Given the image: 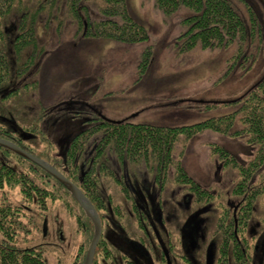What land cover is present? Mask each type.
Here are the masks:
<instances>
[{"label": "rangeland", "instance_id": "obj_1", "mask_svg": "<svg viewBox=\"0 0 264 264\" xmlns=\"http://www.w3.org/2000/svg\"><path fill=\"white\" fill-rule=\"evenodd\" d=\"M127 2L130 13L139 23H143L147 27L151 37L149 41L128 45L117 43L111 39L85 37L82 33L76 35V26L69 23H66L58 33L57 25L60 22L55 18V11L49 20L39 16L40 19L36 25L37 35L39 41L45 44L46 51L34 67L38 71L39 87L35 93L30 94L32 102L25 107L23 115L34 116L35 106H38V103L50 109L41 124V129L53 143L48 147L46 154L49 153L53 157L58 168L63 169L62 167L66 166L68 168L66 155L70 147L69 144L75 136L74 134L84 126L81 123L83 114L75 118L78 116L76 111L80 109L91 108L110 119L133 115L135 119L142 122L147 121L155 124L157 122L166 125L188 124L218 116L226 110L221 108L219 111L198 113L180 108L175 105V101L171 100L176 97H189L204 101H228L239 96L238 94L264 76V4L262 0H233L235 8L246 20H249L247 5L254 9L261 24L263 42L259 52L256 51L257 47L255 48V46L250 49L251 52L257 54L256 63L251 70L245 71L235 65L226 78L222 73L228 67L233 47L218 50L196 47L183 54H176L170 47V44L180 34L181 19L189 13V10L183 8L166 16L155 8L153 0H127ZM64 14V10H62L57 17L63 18ZM90 15L93 19L101 16L95 6L91 7ZM64 16L67 18L66 15ZM16 26L17 18L12 17L6 27L9 40L8 51L13 69L15 61L11 48L12 39L17 30ZM81 31L79 30L78 33ZM150 44H154V58L150 69L141 81L135 83L138 77L140 54ZM12 83L14 85L18 83L15 74ZM31 112L33 115L30 114ZM210 142L225 146L234 152L241 161L251 156L254 149L244 141L228 138L212 130L204 131L190 138L184 150V163L188 173H191L201 185L214 186L213 183H216L229 196L237 171L229 167L224 169L223 162L211 155L208 148ZM43 147L46 149V145L43 144ZM13 157V154H9V158L12 159L11 164L15 166L19 162ZM82 160L84 159L82 158ZM110 164L113 167L114 177L121 179L130 189L132 196L136 198V207L147 211L149 216H152L151 224L155 225L154 229L159 233L157 235L161 240L160 246L162 245L161 249L164 250L162 254H165V263L163 264H168L166 262L167 255L171 258L176 255V251L168 248L170 239L167 238L166 225L160 221L162 218L166 221L167 218V221L171 222V217L174 224H179L178 227L184 225L181 234L174 232L179 236L182 244V246L176 247L177 250L185 251L191 258L187 257L191 261L190 264H214L216 247L221 240L219 232L215 231L218 210L214 204L206 205L208 209L206 213L204 212L202 220L196 212L192 213L199 207L192 203V195L184 191V186L170 185L166 187L165 192L160 193L145 166L121 163L115 155H112V159L110 157ZM51 165L55 167L54 164L51 163ZM70 181L76 184L72 179ZM111 184L112 186L116 185L112 179L102 182V191L105 190V193ZM11 185L6 183V186L0 191L5 192L3 204L10 209L9 214L16 217L17 223L20 224L17 234L18 246L25 250L33 248L41 251L47 264H84L95 235V225L73 192L66 187L70 195L68 191L56 188L50 190L47 195L42 193L38 195L37 193L36 196L33 193L29 198H25V195L20 191L18 182ZM76 186L81 189L78 185ZM112 190L114 191V202L118 203L119 201L121 207L125 209L126 214L121 217L117 213H113L109 204H107L108 210L98 209L95 202L89 199L81 189L97 210L101 221L102 233L97 241L91 264H125L122 257L127 255L129 258L136 259L134 253L140 264H151V260H157V256L161 252L158 250L160 246L153 243L145 244L144 252L134 248L132 242L134 243L135 240L131 238L137 237L138 230L130 203L125 202L117 187ZM21 208L25 212L21 211ZM253 217L252 225L255 226L256 232L264 230L262 227L264 224L259 222L257 225V221L264 218V199L257 201ZM163 219L162 221L165 223ZM2 226L0 224V227ZM103 240L107 242L105 246ZM261 240L263 242L260 249L262 254L258 255L259 264L264 263V233ZM175 243L178 244L179 241L174 240ZM202 243L205 244L206 251L202 258L203 261H195L193 254L198 248H201ZM1 245L12 247V243L2 235H0ZM203 253V250L199 251L201 257ZM111 256H114L115 259L111 260ZM171 264L189 263L188 261L181 262L173 257Z\"/></svg>", "mask_w": 264, "mask_h": 264}, {"label": "trees", "instance_id": "obj_2", "mask_svg": "<svg viewBox=\"0 0 264 264\" xmlns=\"http://www.w3.org/2000/svg\"><path fill=\"white\" fill-rule=\"evenodd\" d=\"M153 1L155 8L166 16L183 8L189 10L180 21V34L170 44L176 54H183L196 47L206 50L233 47L228 67L222 73L224 78L228 77L235 65L245 71L253 68L257 54L250 49L255 46L256 51L259 52L263 39L259 18L251 6L247 5L249 20H246L235 8L233 0ZM262 2L264 4V0ZM92 6L97 8L100 18H92L90 15ZM62 10L67 18L64 15L63 18L57 17ZM54 11L55 18L60 22L57 25L58 33L66 23H69L76 26V35L82 33L85 37L111 39L128 45L147 42L151 37L147 27L139 23L130 13L127 0H0V138L16 142L20 147L58 168L53 157L49 153L46 154L48 147L53 143L41 129V124L50 109L38 103V106H35L34 116L23 115L25 107L32 102L30 94L35 93L39 87L38 71L34 67L46 51L45 44L38 39L36 25L39 16L49 20ZM12 17L17 18V30L11 48L14 52V69L8 51L9 40L6 28ZM79 30L82 31L78 33ZM153 47L154 44H150L142 50L135 83L141 81L150 69L154 58ZM14 74L18 81L17 85L12 83ZM238 95L228 101L176 97L171 101H175L176 106L187 111L209 113L213 110L219 111L221 108L226 110L218 116L177 125L142 122L133 115L110 119L91 108L80 109L76 111L78 116L75 118L83 114L81 123L84 126L74 134L69 144L66 155L68 168L65 164V168L58 169L83 189L98 209L108 210L107 204H109L113 212L121 217L126 213L119 201L114 202L112 189L115 190V187L123 195L125 202L130 203L137 216L139 213L135 203L136 198L132 196L130 189L121 179L114 177L110 157L112 159V155H115L118 161L124 164L127 162L145 166L147 173L152 176L153 182L161 192H165L166 187L170 185H182L184 191L192 195L194 205L202 207L207 204L215 205L218 210L215 231L217 230L219 236H222L217 245L219 255L227 256V247L234 248L232 251L234 257H218L216 264L230 262L247 264L249 260L245 256H238L241 247H238L239 242L234 231L236 226V230L240 232L246 229L247 220L253 215L257 201L264 199V76ZM210 130L231 139L244 141L254 149L251 156L241 161L225 146L215 142L208 143L211 155L223 162L224 169L229 167L237 171L230 189V193L236 196L239 204L236 226V220L231 215L232 207L228 195L221 188L215 190L212 185L199 184L194 176L188 173L184 163V150L190 138ZM43 144L46 145V149ZM9 154H13V158L18 159L19 163L12 165ZM87 156H89L87 160H82ZM106 179H112L116 183L115 186L109 185L106 189L107 194L101 188L102 182ZM17 182L25 198H29L33 193L36 196L37 193L47 195L50 190L56 188L64 189L69 193L61 180L39 164L0 145V190L6 186V183L13 186ZM4 197L5 192L2 190L0 191V224L3 226L0 227V235L10 241L12 247L0 246V264H47L41 251L33 248L25 250L18 246L17 234L20 224L17 223L16 217L9 214L10 209L3 204ZM21 211L25 212L22 208ZM240 213L244 215L241 216ZM103 242L105 246L107 242L105 240ZM82 259L83 257L80 258L81 261Z\"/></svg>", "mask_w": 264, "mask_h": 264}, {"label": "flooded vegetation", "instance_id": "obj_3", "mask_svg": "<svg viewBox=\"0 0 264 264\" xmlns=\"http://www.w3.org/2000/svg\"><path fill=\"white\" fill-rule=\"evenodd\" d=\"M87 158H89V156H87V157H85L83 159H86L87 160ZM213 184H214V189L215 190L220 189V187H218L216 185V183H213ZM154 185L156 186L155 183H154ZM160 193H161V191H160ZM227 197H228L229 202L231 203V207H232L231 208L232 209L231 215H232V218L236 220L235 221V226H236L237 225V217H238V211L237 210L239 208V204L237 203L236 196L234 197L231 194V195H229ZM226 201H227V199H226ZM130 207H131L132 215L135 217L136 222H137V225L136 226H138L137 227V230H138L137 237L136 238H131V235H129L130 236L129 238L135 240L134 243L132 242L134 248L136 247L137 248L136 250L144 252L143 251V248L146 245H150V243H153L155 245L160 246L161 240L158 239L159 233L157 232L156 229H154L155 225L153 224V226H152V224H151V222H153L152 216H149V214L147 213V211L141 210V208H138V213L139 214L137 216L136 215V212L132 208V206H130ZM198 207L199 208L193 210L192 213L196 212L198 214L197 216L201 217V219L203 220V217H204L203 214L206 213V210L208 209V207L207 206H203V207L202 206H198ZM255 208H256V206H255ZM255 208L253 209V212H252L253 215L247 220V227H246V229L245 230H242L240 232V230H236L237 229V226H236V229L234 231V235L236 236V240H238V242H239L238 247H241V253H238V256H245V258H247L249 260L247 264H259V262H258V260H259L258 255L259 254H262L260 249H261V244L263 242V240H261V238L263 237L264 230H259L258 233H257L255 226L252 225V223L254 222V221H252V219H254L253 216H254ZM240 215L243 216L244 214H241L240 213ZM182 216H189V215H182ZM162 219H160V221H161V223L163 225H166V230H167L166 233H168V237L167 238L170 239L169 240L168 248H169V250L176 251V255H173L172 258H171V256L168 257V255H167L166 262L168 264H171L173 257H175V258H177L181 262L188 261V263L190 264L191 261H189L187 259L188 256L185 253V251L182 249L183 251L181 252V251L177 250V248H176V247H178L180 245L182 246V244L180 243L181 240L179 239V236L176 235V234H174V232L175 233H179L180 232V234H181L182 227L184 225H182L181 227H178L179 224H174L173 221H172V217H171V222H168L167 221V218H166V221H165V219H163L166 224L163 223ZM259 222L262 223V224H264V218L260 219V221L258 220L257 221V225H258ZM149 226L151 227L150 229H149ZM198 227H200V226H198ZM262 227H264V226H262ZM175 228H179V229H175ZM154 232H156V234H154ZM157 233H158V235H157ZM220 237H222V236L220 235ZM174 240L179 241V243L178 244H176V243L174 244ZM129 242H131V241L129 240ZM161 246H160V249H158L161 252L157 256V260L156 261H152L151 260V262H152L151 264H156V263L163 264V263H165V261H164L165 254H162V251H164V250L161 249ZM130 247L132 248L131 243H130ZM204 248H205V244L202 243L201 248H198V250H196V252L193 254V256H194L193 258L195 259V261L202 260V258L204 257V255L206 253V251H205ZM216 248H217V251H216V256L214 258L215 259L214 264H216V261L219 258H221V257L222 258H227V257L231 258V257H234V254H232V251L234 250V248L227 247L228 248L227 256H225V255L224 256H220L219 255L218 247H216ZM202 250L204 251V253H203V256L201 257V255L199 254V251H202ZM172 251H170L171 254H172ZM144 255H145V257L149 258L148 255H146V254H144ZM134 257L136 259L129 258V257H127V255H125L124 257H122V259H123V262L125 264H140L139 262H137L138 257H137V255L135 253H134ZM113 258L115 259L114 256H111V260H113ZM188 258H190V257H188ZM193 258H192V260H194ZM192 262L195 263L194 261H192ZM229 264H233V263L230 262Z\"/></svg>", "mask_w": 264, "mask_h": 264}, {"label": "water", "instance_id": "obj_4", "mask_svg": "<svg viewBox=\"0 0 264 264\" xmlns=\"http://www.w3.org/2000/svg\"><path fill=\"white\" fill-rule=\"evenodd\" d=\"M0 145L3 147L10 148L14 152L19 153L25 158H30L33 162H35L36 164H39L41 167H43L48 172L53 174L57 179L61 180L65 184V186L73 192L75 198L79 201L82 208L86 211L87 215L91 218V220L94 222V225H95V235H94L93 240L91 241V246L87 252V257L84 262V264H91V261L95 255L94 252H95V249L98 243L97 241L100 238L102 231H101V221L99 220L97 210H95L90 200L86 198L85 194L82 193L81 189H79L76 186V184H74L72 181L67 179V177L61 171H59L56 167L51 165L50 162H47L46 160L40 157H36L35 155L28 152L27 150L25 151L24 149L20 148L18 144L13 143L12 141L8 139L0 138Z\"/></svg>", "mask_w": 264, "mask_h": 264}]
</instances>
